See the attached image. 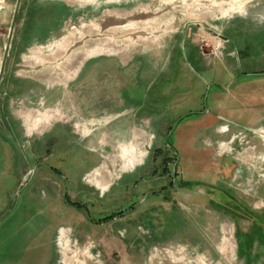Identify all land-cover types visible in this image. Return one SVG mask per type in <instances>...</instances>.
I'll use <instances>...</instances> for the list:
<instances>
[{"label":"rangeland","instance_id":"rangeland-1","mask_svg":"<svg viewBox=\"0 0 264 264\" xmlns=\"http://www.w3.org/2000/svg\"><path fill=\"white\" fill-rule=\"evenodd\" d=\"M0 78V264H264V0H0Z\"/></svg>","mask_w":264,"mask_h":264},{"label":"crops","instance_id":"crops-1","mask_svg":"<svg viewBox=\"0 0 264 264\" xmlns=\"http://www.w3.org/2000/svg\"><path fill=\"white\" fill-rule=\"evenodd\" d=\"M1 88H2V79L0 78V100L2 99V96H1ZM8 130V132L5 133V131ZM12 134H13V131L11 132L9 130V127H7L4 123L1 122L0 120V167L1 169L4 168L7 164V157H8V150H7V147L6 146H9L10 145V142L12 140ZM146 134L143 132H141V130H138L137 132H135L133 135H132V138L130 141H126V142H132L133 145V148H137L139 150V152L141 153V156H140V163L137 164V165H132V164H128L127 162L124 161V159L122 157L121 158V162H122V165L124 164V166H122L121 170L122 171H127L129 169H132L134 167H137L139 166L141 163H142V152H143V148H141L142 146V143H140L139 141L140 140H143V144H144V147H145V144L147 143L148 139H146L147 135L145 136ZM148 138V137H147ZM137 140V141H136ZM139 140V141H138ZM140 143V144H139ZM117 161V159H115ZM38 158H37V162H38ZM40 162V161H39ZM40 167V166H39ZM34 170V169H31V171ZM100 175H104V173L107 175L108 177V180L106 181V183L102 184L100 182V180L97 178V182H94L91 183L93 185H95L96 187H100V189L102 190H107L108 187H109V181H110V177H109V174L107 173V171L103 170V171H100L99 172ZM24 177H26V174L24 175ZM99 180V181H98ZM100 184V185H99ZM202 191V190H201ZM204 192V191H203ZM4 200H0V205L4 204L3 203ZM4 213V212H3Z\"/></svg>","mask_w":264,"mask_h":264},{"label":"bare ground","instance_id":"bare-ground-1","mask_svg":"<svg viewBox=\"0 0 264 264\" xmlns=\"http://www.w3.org/2000/svg\"><path fill=\"white\" fill-rule=\"evenodd\" d=\"M146 134V133H145ZM146 136V135H145ZM147 138V137H146ZM137 141V140H136ZM139 141V140H138ZM130 142H124V144L123 145H121V143H120V146L118 147V153L113 157L114 158V161H113V163H114V165L116 164V162H115V159H118L117 157L118 156H120V157H122L123 159H124V161L126 160V159H128V158H131V157H133V155H132V153L130 152V151H128V149H126V146L128 147V144H129ZM140 144V143H139ZM134 144H132V146H133ZM125 148V149H124ZM134 153H135V155H141V153L139 152V150L137 149V148H134ZM253 150H249V151H247L246 153H244V154H240L239 155V159L243 162V163H245V164H251V163H253L255 160V158H254V156H253ZM253 159V160H252ZM109 161V160H108ZM109 164V163H108ZM247 166V165H246ZM110 167V166H109ZM249 167V166H248ZM109 169V168H108ZM99 175V174H98ZM97 178L100 180V182L102 183V184H104V183H106V181L108 180V177H107V175L104 173V175H99L98 177H96V180H97ZM98 180V181H99ZM100 185V184H99ZM62 239V238H61ZM226 241H228V240H226Z\"/></svg>","mask_w":264,"mask_h":264},{"label":"flooded vegetation","instance_id":"flooded-vegetation-1","mask_svg":"<svg viewBox=\"0 0 264 264\" xmlns=\"http://www.w3.org/2000/svg\"><path fill=\"white\" fill-rule=\"evenodd\" d=\"M51 171L53 172V169H51ZM174 189H175V186H172V188L170 189V190H172V191H174ZM165 193V192H164ZM134 207V206H133ZM133 210V209H132ZM122 213V212H121ZM113 216V215H112ZM123 216V213L122 214H119V215H116V216H114V218L113 219H116V218H119V217H122ZM108 221H110V220H108ZM100 224H102V223H100Z\"/></svg>","mask_w":264,"mask_h":264},{"label":"built area","instance_id":"built-area-1","mask_svg":"<svg viewBox=\"0 0 264 264\" xmlns=\"http://www.w3.org/2000/svg\"><path fill=\"white\" fill-rule=\"evenodd\" d=\"M222 45L221 44H216L215 45V50L212 52V54H217V52L221 49ZM216 52V53H215Z\"/></svg>","mask_w":264,"mask_h":264},{"label":"trees","instance_id":"trees-1","mask_svg":"<svg viewBox=\"0 0 264 264\" xmlns=\"http://www.w3.org/2000/svg\"><path fill=\"white\" fill-rule=\"evenodd\" d=\"M73 207H75V208H78V207L82 208V206H79L78 204H74ZM121 214H122V213H121ZM113 218H114L113 216H111V217H109V218H106L104 222H106V221H108V220H112Z\"/></svg>","mask_w":264,"mask_h":264},{"label":"water","instance_id":"water-1","mask_svg":"<svg viewBox=\"0 0 264 264\" xmlns=\"http://www.w3.org/2000/svg\"><path fill=\"white\" fill-rule=\"evenodd\" d=\"M200 192L204 193L203 191H200Z\"/></svg>","mask_w":264,"mask_h":264}]
</instances>
